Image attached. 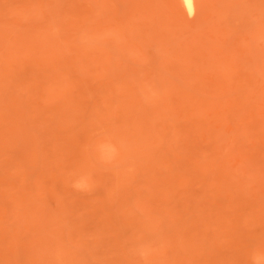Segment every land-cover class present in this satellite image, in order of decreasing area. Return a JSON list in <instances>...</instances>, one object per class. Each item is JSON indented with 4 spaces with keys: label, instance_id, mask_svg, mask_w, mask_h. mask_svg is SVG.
I'll return each instance as SVG.
<instances>
[{
    "label": "rangeland",
    "instance_id": "374dc122",
    "mask_svg": "<svg viewBox=\"0 0 264 264\" xmlns=\"http://www.w3.org/2000/svg\"><path fill=\"white\" fill-rule=\"evenodd\" d=\"M0 0V264H264V0Z\"/></svg>",
    "mask_w": 264,
    "mask_h": 264
},
{
    "label": "bare ground",
    "instance_id": "6f19581e",
    "mask_svg": "<svg viewBox=\"0 0 264 264\" xmlns=\"http://www.w3.org/2000/svg\"><path fill=\"white\" fill-rule=\"evenodd\" d=\"M182 3L190 14H194L196 12V0H182Z\"/></svg>",
    "mask_w": 264,
    "mask_h": 264
}]
</instances>
